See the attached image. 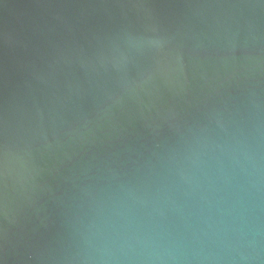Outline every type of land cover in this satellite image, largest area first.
<instances>
[{"label":"water","instance_id":"1","mask_svg":"<svg viewBox=\"0 0 264 264\" xmlns=\"http://www.w3.org/2000/svg\"><path fill=\"white\" fill-rule=\"evenodd\" d=\"M0 264H264V0H0Z\"/></svg>","mask_w":264,"mask_h":264}]
</instances>
